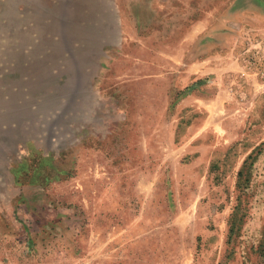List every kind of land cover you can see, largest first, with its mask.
<instances>
[{
    "label": "rangeland",
    "instance_id": "obj_1",
    "mask_svg": "<svg viewBox=\"0 0 264 264\" xmlns=\"http://www.w3.org/2000/svg\"><path fill=\"white\" fill-rule=\"evenodd\" d=\"M264 0H0V264H264Z\"/></svg>",
    "mask_w": 264,
    "mask_h": 264
},
{
    "label": "built area",
    "instance_id": "obj_2",
    "mask_svg": "<svg viewBox=\"0 0 264 264\" xmlns=\"http://www.w3.org/2000/svg\"><path fill=\"white\" fill-rule=\"evenodd\" d=\"M262 56H259L258 55V57H260V58H258V62H259V64H260V67L258 68V72L262 75V76H264V53L263 54H261Z\"/></svg>",
    "mask_w": 264,
    "mask_h": 264
}]
</instances>
